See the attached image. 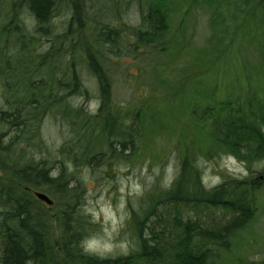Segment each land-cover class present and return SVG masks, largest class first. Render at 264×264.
<instances>
[{
  "label": "trees",
  "instance_id": "obj_1",
  "mask_svg": "<svg viewBox=\"0 0 264 264\" xmlns=\"http://www.w3.org/2000/svg\"><path fill=\"white\" fill-rule=\"evenodd\" d=\"M10 1L12 9L27 10L36 25L30 32L13 14L2 29L6 32L9 27L12 40L6 46L14 45L11 49L21 59L11 52L17 61L11 67L10 53L8 58L3 53L7 73L3 77L8 80H2L0 108V264H223L230 256L241 259L232 247L252 223L255 194L264 188V181L252 174L244 179L224 174L221 184L207 188L198 159L231 156L245 162L248 171L255 162L264 161V90L250 80L247 91L237 95L218 96L217 92L205 97L198 90L197 81L205 74L196 69L216 63L230 39L222 34L227 30L218 32L216 20L220 22L223 10L234 3L188 0L182 6L186 14L203 6L212 12V37L204 51H198L189 47L184 31L175 26L176 14L182 11L180 0H135L137 26L129 23V12H123L124 19L119 10L125 0H98V6L102 1L116 2L115 14L105 19H101L105 6L96 5L90 12L87 0ZM248 1L241 0L243 5L235 6V14L243 15ZM61 3L70 18L66 28L53 35L51 23ZM91 28L94 36L89 37ZM40 38H45L48 49L36 53L37 48L30 45L38 47ZM141 50L157 51L167 61L175 56L189 58L188 71L154 65L150 75L179 105L186 104L189 92L194 91L198 100L180 108L184 112L175 111V101L164 116L135 106L123 111L115 105L111 69ZM202 52H206L204 62L199 57ZM259 57L262 60L256 66L262 67L264 48ZM18 64L23 71L16 68ZM81 67L87 68L96 84V108L90 109L93 101L79 77ZM192 73L193 85L185 91L182 80ZM78 97L84 100L81 104L74 102ZM188 115L197 120L189 122ZM48 117L68 134L55 149L42 135ZM181 117L187 121L176 130ZM168 133L177 137L175 147L181 152L176 175L167 187L156 184L147 189L135 210L129 205L132 249L114 259L90 255L84 243L94 225L79 207L90 178L80 177V167H90L92 174L106 169L105 174L113 177V163L128 162L139 155L141 146ZM37 192L46 194L53 204L45 205L35 196ZM208 209L227 212L229 220L220 226L213 213V218L201 221L199 215ZM185 213L194 215L184 218Z\"/></svg>",
  "mask_w": 264,
  "mask_h": 264
},
{
  "label": "rangeland",
  "instance_id": "obj_2",
  "mask_svg": "<svg viewBox=\"0 0 264 264\" xmlns=\"http://www.w3.org/2000/svg\"><path fill=\"white\" fill-rule=\"evenodd\" d=\"M9 1L7 3V0H0V108L3 105L2 96L4 95L2 91L4 81L2 80H8L6 76L3 77V74L7 75V73L6 70H3L4 67L2 66L6 63L5 59L9 53L11 56V67H13L12 65H17V61L12 59L11 52H13L15 57L21 59L18 57L20 55H16L13 48L11 49L14 45L8 43L6 46V41L12 40V37H9L7 32L9 27L6 29V32H2V29L5 28V25H8L15 14L17 15V19L30 32L35 31L34 27L36 25L27 10L22 12L18 7L12 9ZM97 1H86L89 7H91L90 12L94 11L93 9L98 4ZM127 1H129L128 5ZM141 1H144V3L148 2L147 0ZM171 1L175 3L177 0ZM222 1L234 4L232 8L227 6L223 10L220 22L217 19L215 25L218 28V32L222 33V29L227 30V33L222 34L228 35L230 39L227 44H223L227 46L221 49L224 52L216 63L214 62L207 67L196 69V72L200 75L205 74L203 78L197 81L201 84L198 90L205 97L212 94L216 95L217 92L218 96H225L227 94L237 95L239 92L244 93L247 91L248 80L253 85L255 84L264 90V65L262 67L256 66L262 60L259 57L260 48H264V0H249L248 7L245 9L243 15L235 14V6L238 4L239 7H242L243 5L241 4V0L240 2L238 0H213V3H222ZM186 2L188 0H180V7H184ZM115 3L107 4L105 1H102L99 3V6L97 5L100 9L105 6L107 10L101 15V19L115 14ZM119 7L123 17L125 16L123 12L126 14L129 12V16L127 17L129 23L137 26L140 22L138 18L139 13L135 9L137 2L135 0H125ZM205 7H193V11L190 9L191 12L189 14H186L185 8H182L180 14H176L177 23L175 26L184 31L189 47H193L194 50L198 51H204L208 39L213 34V31L209 28L212 12L206 10L207 7ZM58 11L60 12L59 15L55 16L51 23L54 28L53 35L64 30L66 28L65 22L70 18V16L66 15L67 12L62 3L58 6ZM93 14L95 15L96 12ZM93 30V28L89 29V37L91 35L94 36ZM184 46H186V42ZM30 47L37 48L35 50L36 53L45 52L48 49L45 38H40V45L38 47L36 44L30 45ZM220 47L221 45L218 44V48ZM184 49H187V46ZM3 53L6 54V57H3ZM205 54L206 52L199 54L201 62H204ZM20 62L22 61L20 60ZM124 62L117 68L113 66L111 69L113 103L118 105L119 108L121 107L123 111L134 109L135 106L137 109L145 108L149 113L153 111L157 114L160 113L159 116L166 115L170 111L169 107H172V103L176 100L166 88L161 89L155 81H152V75H150L152 66L162 65L171 70L173 68L177 71L185 70L189 64L191 65L190 59L183 57L178 59L175 56L172 60L167 61L164 55H159L157 51L141 50L125 56ZM16 68L23 71L20 64ZM186 70L188 71V69ZM32 71L33 69L31 68L27 73L31 74ZM78 74L82 79L84 87L89 89L90 97L93 101L90 109L96 108L97 101H95V96L97 88L94 79L90 77L85 67H81ZM194 78L193 73L190 76L185 75V78L182 80L183 90L191 89L193 85L191 82H193L192 79ZM187 96L188 100H186L185 105H179L178 101H176L174 106L176 108L175 111H182L180 108L184 109L187 104L198 100V96L194 95V91L189 92ZM83 101L82 97L75 98L74 100L77 104H81ZM187 101L189 102L187 103ZM181 118L182 120L178 124L172 120V125L176 124V130H179L177 127L182 126L187 121V118ZM188 118L189 122L197 120L194 117L190 118L189 115ZM42 135L46 144L55 149L68 134L66 130H62L56 124L54 119L52 120L48 117L43 122ZM154 140V143L141 146L138 151L139 155H134L128 162L122 159L118 163H113L111 165L114 172L113 177L105 174L104 170L106 169H100L92 174L90 167H80V177L85 181H88L90 178L85 187L86 192L81 197V204L79 205L84 214L89 217L91 225H94L84 243L85 250L90 255H95L100 259H114L115 257L126 256L133 245L130 241V232L127 229L130 214L129 205L135 210L139 198L147 189L151 190L156 184H159L161 187H167L174 179L178 160L181 157V152L175 147L177 145V137L173 133H168L161 138L156 137ZM162 149L164 150L162 151ZM213 156L214 154L209 157L210 159H204L201 156L198 158L202 173V183L207 188L221 184L224 174L238 179H244L250 174H252L253 178L257 177L258 180L259 177H264V161L255 162L248 171L245 162L235 157L222 155L214 158ZM208 211L204 215L203 213L199 215L201 221H207L208 217L210 219L213 218V213L216 215V222L220 226L229 220L230 215L225 211L215 210L210 212L211 210L209 209ZM252 214V223L247 225V229L236 237L235 244L232 247L235 255L238 254L241 259L230 256L226 260V263L223 264H264V188L255 194ZM193 215L194 213H185L183 216L184 218L188 217L191 219ZM192 219L194 220L193 217ZM237 243L240 244L237 245Z\"/></svg>",
  "mask_w": 264,
  "mask_h": 264
},
{
  "label": "water",
  "instance_id": "obj_3",
  "mask_svg": "<svg viewBox=\"0 0 264 264\" xmlns=\"http://www.w3.org/2000/svg\"><path fill=\"white\" fill-rule=\"evenodd\" d=\"M35 196L37 197V199H39L40 201L44 202L45 205L51 206L53 204V202L46 196V194H42V193H36Z\"/></svg>",
  "mask_w": 264,
  "mask_h": 264
},
{
  "label": "flooded vegetation",
  "instance_id": "obj_4",
  "mask_svg": "<svg viewBox=\"0 0 264 264\" xmlns=\"http://www.w3.org/2000/svg\"><path fill=\"white\" fill-rule=\"evenodd\" d=\"M259 180H260V181H264V178H263V177H259Z\"/></svg>",
  "mask_w": 264,
  "mask_h": 264
}]
</instances>
